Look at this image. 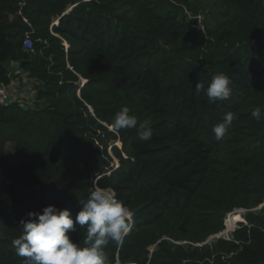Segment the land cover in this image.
Instances as JSON below:
<instances>
[{
	"label": "trees",
	"instance_id": "obj_1",
	"mask_svg": "<svg viewBox=\"0 0 264 264\" xmlns=\"http://www.w3.org/2000/svg\"><path fill=\"white\" fill-rule=\"evenodd\" d=\"M220 72L232 91L213 102ZM23 76L33 100L0 106V264H25L29 212L75 217L94 186L133 214L109 264H264V0H0V86ZM124 106L150 140L112 127Z\"/></svg>",
	"mask_w": 264,
	"mask_h": 264
},
{
	"label": "clouds",
	"instance_id": "obj_2",
	"mask_svg": "<svg viewBox=\"0 0 264 264\" xmlns=\"http://www.w3.org/2000/svg\"><path fill=\"white\" fill-rule=\"evenodd\" d=\"M229 76L217 73L207 88L208 98L226 100L231 94ZM197 83L196 89L200 90ZM252 115L260 118V109ZM234 113H226L221 122L213 127L216 138L221 139L231 127ZM115 130L138 128L140 139L152 138L150 121L138 120L129 107H122L112 120ZM95 185V182H94ZM80 210L73 217L70 209L48 205L40 212H29L21 220L22 234L13 240L16 254L25 258V264H109L105 247L110 242L121 244L132 227V212L116 193L107 188L94 186L86 200L79 201ZM86 227L83 245L74 241L71 233L76 226Z\"/></svg>",
	"mask_w": 264,
	"mask_h": 264
},
{
	"label": "rangeland",
	"instance_id": "obj_3",
	"mask_svg": "<svg viewBox=\"0 0 264 264\" xmlns=\"http://www.w3.org/2000/svg\"><path fill=\"white\" fill-rule=\"evenodd\" d=\"M26 82L27 79L26 77L23 76L22 82L15 80L11 86L6 88V90L10 95L11 100H19V101L22 100L24 102H31L33 100L32 94H30L31 91H29L30 85L26 84ZM116 144L120 146L118 142ZM113 167L114 168L117 167L115 161H113ZM243 214H245V211L243 209H240V210H235L234 212L227 215V217L224 219L225 230L215 237L214 236L209 237L204 244L210 245L215 238H223L225 240H230L229 235L238 228V223H244L242 216ZM228 224L230 226H227Z\"/></svg>",
	"mask_w": 264,
	"mask_h": 264
},
{
	"label": "built area",
	"instance_id": "obj_4",
	"mask_svg": "<svg viewBox=\"0 0 264 264\" xmlns=\"http://www.w3.org/2000/svg\"><path fill=\"white\" fill-rule=\"evenodd\" d=\"M85 1H87V0H85ZM23 46L25 49H31L32 44H31V41L28 37L25 38V40L23 42ZM10 100H11L10 95H9L8 91L6 90V88L3 86H0V106L8 104Z\"/></svg>",
	"mask_w": 264,
	"mask_h": 264
}]
</instances>
